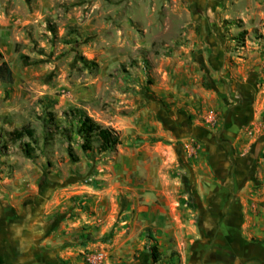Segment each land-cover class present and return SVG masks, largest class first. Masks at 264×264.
<instances>
[{"label":"rangeland","instance_id":"1","mask_svg":"<svg viewBox=\"0 0 264 264\" xmlns=\"http://www.w3.org/2000/svg\"><path fill=\"white\" fill-rule=\"evenodd\" d=\"M238 19L242 28L229 24ZM241 31L245 37L237 40ZM3 61L13 81H0V148L1 132L23 125L40 131L42 117L60 118L70 106L119 130L122 143L109 155H87L74 145L79 162L59 137L31 158L7 145L0 153V224L26 220L37 232L49 230L51 242L60 241L55 246L65 241L51 262L90 264L88 255L103 252L98 264H135L146 252L144 232L136 248L117 246L129 219L141 225L136 210L145 199L127 187L147 186L146 177L163 167L136 164L132 155L147 151L129 118L153 101L147 86L171 99L177 90L190 95L206 86V70L237 87L256 77L263 89L264 0H0ZM77 229L92 240L78 244ZM190 246L183 238L163 253L192 264Z\"/></svg>","mask_w":264,"mask_h":264},{"label":"crops","instance_id":"2","mask_svg":"<svg viewBox=\"0 0 264 264\" xmlns=\"http://www.w3.org/2000/svg\"><path fill=\"white\" fill-rule=\"evenodd\" d=\"M205 72L206 86L190 95L177 90L173 99L154 91L160 100L129 118L147 151L132 155L136 164L151 160L170 171L143 175L147 186L127 187L145 201L136 210L141 225L129 219L117 249L136 248L149 228L165 254L189 239L192 264H264V244L253 240H264V88L256 77L237 87L236 80ZM51 236L26 220L0 224V264H58L51 256L65 241L55 246L60 241ZM137 259L153 264L147 251Z\"/></svg>","mask_w":264,"mask_h":264},{"label":"trees","instance_id":"3","mask_svg":"<svg viewBox=\"0 0 264 264\" xmlns=\"http://www.w3.org/2000/svg\"><path fill=\"white\" fill-rule=\"evenodd\" d=\"M229 24L243 27V21L239 19L230 21ZM244 37L245 31H241L236 39ZM145 65L150 67L147 60H145ZM0 81L8 83L13 81L12 70L6 61L0 64ZM147 82L149 85L153 84L152 79ZM147 89L155 100H160L150 87L147 86ZM41 120L40 131L23 125L10 131L1 132L2 137H6V146L15 145L26 158H31L38 148H46L59 137L64 139L68 155L74 162H79L80 156L74 145H77L81 152L87 155H109L115 153L122 143L119 130L98 122L83 106H70L63 111L60 118L51 113L49 117H42ZM6 146L0 148V153L6 150ZM145 236L147 238L146 251L153 264H182V260L176 252H172L169 256L163 253L162 247L151 229H146ZM82 238L86 239V241L83 240V245L92 240L86 235H82ZM253 240L264 244V240ZM176 256L178 257L176 258ZM64 263L72 264L69 261H64Z\"/></svg>","mask_w":264,"mask_h":264},{"label":"built area","instance_id":"4","mask_svg":"<svg viewBox=\"0 0 264 264\" xmlns=\"http://www.w3.org/2000/svg\"><path fill=\"white\" fill-rule=\"evenodd\" d=\"M104 258L103 252H96L88 255L87 260L90 264H98Z\"/></svg>","mask_w":264,"mask_h":264}]
</instances>
